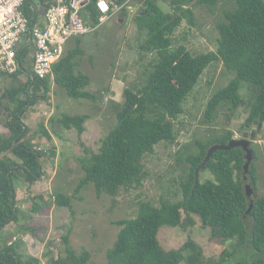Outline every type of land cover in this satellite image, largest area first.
Returning a JSON list of instances; mask_svg holds the SVG:
<instances>
[{
	"label": "trees",
	"instance_id": "16d2710c",
	"mask_svg": "<svg viewBox=\"0 0 264 264\" xmlns=\"http://www.w3.org/2000/svg\"><path fill=\"white\" fill-rule=\"evenodd\" d=\"M35 1L28 0L23 5L29 18ZM96 1L88 0L82 10L84 23L92 27L99 25ZM134 1L140 3V8L130 21L146 37L139 50L154 56L144 69L146 73L142 74L143 85L135 90H124V101L115 111L116 123L101 140L98 150L90 151L80 143L83 155L77 161L83 176L72 196L62 192H56L54 196L55 205L71 213L72 197L88 186L93 187L96 196L116 197L120 189L141 184L144 179L142 159L152 154L159 143L175 142L173 122L183 114L184 102L209 64L221 62L233 78L209 98L204 110L206 120L211 121L219 109L230 112L228 122L235 112L247 110L245 127L264 114V0H231L234 8L225 10L223 19L215 26L218 34L216 51L199 55L192 54L185 45L173 47L174 33L184 21L189 26L195 25V8L205 6L212 12L218 0H168L166 11L160 6L162 0ZM37 2L36 7L49 6L44 0ZM114 2L120 4L123 0ZM126 13L125 9L121 11V14ZM75 41L74 47L53 66L52 81L48 77L38 79L34 76L32 60L27 58L29 50L19 53L22 59L27 58L25 66L15 74L0 78V83L7 84L0 96V125L7 131L0 133V231L10 223L18 222L15 187L22 182L29 189L43 175L42 159L47 152L38 149V143H46L50 153L55 154V145L43 125L30 130L24 124L26 108L47 99L51 82L63 89L69 98L86 99L94 104L97 101V93L86 90L90 85L89 77L78 70L76 58L83 50L81 43ZM243 88L250 93L248 102L241 96ZM87 118L86 115L64 113L61 118H50L49 121L56 135L55 124L66 130L74 129L79 137ZM233 137V132L228 129L220 135L196 140L195 152H190L185 145V157L179 155L176 161L186 165L179 182L181 199L161 201L157 207L142 202L134 218L114 222L119 231L106 252L105 264H264V196L247 198L245 195L243 150L235 147L215 151L200 168L212 145H226ZM197 168L211 178L197 179L195 183ZM248 177L255 192L253 163ZM38 198L42 201L41 196ZM250 202L252 207L247 212ZM32 205L33 211L41 208L35 202ZM192 216L198 217L201 226L209 229L211 240L225 245L215 260H206L202 248L190 238L176 249L165 250L160 245L159 228H185L193 225ZM25 230L34 232L31 228ZM61 239L65 244L63 255L49 256L48 264H90L88 251L74 250L67 235ZM19 245V241H9L1 246L0 264H40L36 258H24L18 251Z\"/></svg>",
	"mask_w": 264,
	"mask_h": 264
},
{
	"label": "rangeland",
	"instance_id": "374dc122",
	"mask_svg": "<svg viewBox=\"0 0 264 264\" xmlns=\"http://www.w3.org/2000/svg\"><path fill=\"white\" fill-rule=\"evenodd\" d=\"M167 2L168 0L160 2L164 11L168 10ZM139 5L140 3L134 2L126 15L120 14L124 16L121 22L115 16L97 25L93 32L72 39L67 44L65 52L74 47L75 40L81 43L83 54L76 58L78 70L89 77L90 85L86 90L92 94L97 93L95 104L86 99L69 98L63 89L51 82L47 99L38 100L26 108L24 124L30 130L43 125L55 145V154L50 153L46 143L35 141L40 145L38 149H45L47 152L42 159L43 175L29 189L22 182L15 187L18 222H12L0 231V247L9 241H19L18 251L24 258L29 256L38 259L40 264H48L49 256L56 258L63 255L65 244L61 238L67 235L74 250L80 252L84 249L89 252L90 264H105L106 252L119 231L114 222L134 218L142 202L157 207L161 201L180 200L179 182L185 174L186 165L177 164L176 161L179 155L185 157L184 146H188L190 152H195L196 140H203L212 134L220 135L228 129L233 132V139L244 138V131H247L249 140V135L253 133L250 146L255 151L251 163L254 164L256 190L251 197L264 196V122L257 134L255 125L243 126L247 110L235 112L229 122L230 112L227 109L217 110L211 121L204 118L209 98L233 78V74L226 71L221 62H214L205 68L183 104V114L173 122L175 142L159 143L152 154L142 159L144 179L141 184L120 189L116 197L104 194L96 196L93 187L88 186L79 195L72 197V213L55 205L56 192L72 196L74 187L83 176L77 161L83 155L80 143L84 148L96 152L101 140L116 123L115 111L124 101V90H135L143 85L142 74L146 73L144 69L154 55L140 52L139 46L146 39L145 34L136 30L132 20L127 21V17L131 19L133 13L138 11ZM233 8L231 0H218L212 12L205 6L195 8V25L189 26L186 21L181 23L174 33L173 47L185 45L195 55L215 52L218 45L216 23L223 19L225 10ZM31 53L29 50L28 54ZM6 85L4 81L0 83V96ZM241 96L245 102L251 98L246 88L241 90ZM64 113L88 116L83 124L84 131L79 137L74 129L66 130L56 124L53 126L54 130L62 138L51 130L50 118L56 120ZM4 132L7 131L0 125V133ZM207 178H211L208 173L198 171L199 181ZM245 183L252 186L249 177ZM38 196L42 197V201ZM32 199L41 206L40 210H32ZM182 217L184 218V214ZM192 217L193 225L185 228H159L160 245L165 250L176 249L190 238L202 248L206 260H215L225 245L211 240L209 229L201 226L198 217ZM25 228H31L34 232L26 231Z\"/></svg>",
	"mask_w": 264,
	"mask_h": 264
},
{
	"label": "built area",
	"instance_id": "2783aa9c",
	"mask_svg": "<svg viewBox=\"0 0 264 264\" xmlns=\"http://www.w3.org/2000/svg\"><path fill=\"white\" fill-rule=\"evenodd\" d=\"M28 0H0V78L15 74L28 59L32 60V72L38 79L53 80L52 68L63 57L68 42L93 32L95 27L84 23L82 10L88 0H44L46 8L35 6L29 18L23 10ZM134 0H97L100 12L99 25L119 17ZM31 50L22 59L20 52Z\"/></svg>",
	"mask_w": 264,
	"mask_h": 264
},
{
	"label": "water",
	"instance_id": "95a60500",
	"mask_svg": "<svg viewBox=\"0 0 264 264\" xmlns=\"http://www.w3.org/2000/svg\"><path fill=\"white\" fill-rule=\"evenodd\" d=\"M123 15L119 16V22L122 21L123 19ZM127 20H130V17H127ZM264 122V114H260L259 118L253 122V125L256 126V133L258 134L261 131L262 125ZM245 133H247V131H245ZM254 135L253 133L250 135V139L247 140L245 137L242 139H231L228 141V143L226 145H222V144H215L212 145L208 150H207V154L204 158V161L202 162V165L200 166V168H203L205 166V163L208 161V159L211 157V155L218 150H229L232 148H241L243 150L244 153V159H245V163L243 165V180L247 181L248 180V176H249V168H250V164L252 162L253 159V150L251 149V141L253 140ZM200 168H197L195 171V183L197 182V173L199 171ZM244 190H245V195L247 198H249L251 196V194L253 193V189L251 184L249 183H245L244 186ZM252 207V202H250L249 204V208L247 210L250 211Z\"/></svg>",
	"mask_w": 264,
	"mask_h": 264
},
{
	"label": "flooded vegetation",
	"instance_id": "af4514ba",
	"mask_svg": "<svg viewBox=\"0 0 264 264\" xmlns=\"http://www.w3.org/2000/svg\"><path fill=\"white\" fill-rule=\"evenodd\" d=\"M246 127H248V126H246ZM245 132V131H244ZM252 134V133H251ZM247 133H244V137L247 139ZM249 139H250V135H249V137H248ZM252 142V141H251ZM245 182H247V181H245Z\"/></svg>",
	"mask_w": 264,
	"mask_h": 264
},
{
	"label": "crops",
	"instance_id": "0c3cea01",
	"mask_svg": "<svg viewBox=\"0 0 264 264\" xmlns=\"http://www.w3.org/2000/svg\"><path fill=\"white\" fill-rule=\"evenodd\" d=\"M112 1V0H111ZM134 8V7H133ZM136 10V9H135ZM128 21V20H127Z\"/></svg>",
	"mask_w": 264,
	"mask_h": 264
}]
</instances>
